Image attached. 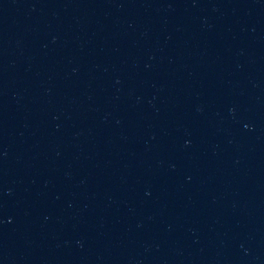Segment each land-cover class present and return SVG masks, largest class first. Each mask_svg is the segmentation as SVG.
<instances>
[{
    "label": "water",
    "instance_id": "95a60500",
    "mask_svg": "<svg viewBox=\"0 0 264 264\" xmlns=\"http://www.w3.org/2000/svg\"><path fill=\"white\" fill-rule=\"evenodd\" d=\"M0 264H264V0H0Z\"/></svg>",
    "mask_w": 264,
    "mask_h": 264
}]
</instances>
